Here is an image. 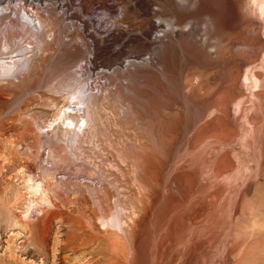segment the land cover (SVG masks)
I'll return each instance as SVG.
<instances>
[{"label":"rangeland","instance_id":"1","mask_svg":"<svg viewBox=\"0 0 264 264\" xmlns=\"http://www.w3.org/2000/svg\"><path fill=\"white\" fill-rule=\"evenodd\" d=\"M17 4L29 15L48 13L52 27L38 38L30 31L39 27L37 19L22 9L2 19L28 26L14 34L11 50L20 54L23 41L37 71L7 92L0 131L16 108L46 122L67 106L84 114V104L66 100L74 90L93 96L95 132L71 133L75 143L66 147L48 129L46 138L65 160L41 143L29 183L15 176L18 169L4 167L0 176L23 193L25 184L50 179L96 219L98 207L117 210L134 188L120 177L128 165L119 162V148L135 152L138 141L151 144L163 192L149 228L163 205L180 196L171 183L180 168L183 212L200 211L199 224L187 220L178 240L183 262L264 264V0H0V13ZM45 39V55L35 54ZM42 167L51 168V178ZM2 220L0 255L12 245L26 262L59 264Z\"/></svg>","mask_w":264,"mask_h":264},{"label":"bare ground","instance_id":"2","mask_svg":"<svg viewBox=\"0 0 264 264\" xmlns=\"http://www.w3.org/2000/svg\"><path fill=\"white\" fill-rule=\"evenodd\" d=\"M3 9L5 12L0 13V115L5 113L9 103L6 99L7 92L20 87L37 71L33 58L26 57L27 48L22 45L23 41L18 42L22 48L19 50L20 54H15V51L11 50L15 42L14 34H18V30L26 29L28 26L12 19L2 24V19L9 17V13L6 12L22 9L27 18L35 17L39 27L35 26L36 32L31 28L30 31L38 38L40 37L38 34L41 35L46 30L51 32L52 27L50 15L46 12L29 15L20 4ZM46 41L45 39L35 48V54L45 55L43 44H46ZM17 56L24 57L22 63H18L20 58ZM91 85L92 83H89L86 90L91 91ZM92 98L93 96L72 90L66 100L70 102L76 100L75 104H84V114L68 110L67 106L65 110L60 108L53 113L48 122L40 121L35 114L28 113L23 108H16L10 115L9 127L0 131V169L4 167L14 171L18 169L15 176L29 183L32 180L29 174L33 172L34 162L39 158L38 146L41 143L48 144L50 153H53L58 161L65 160V156H61L57 151L56 143L46 138L47 130L50 129L56 141L66 147L72 141V145L75 143L71 133H74L75 137L83 136L87 132L93 134L94 120L89 109ZM24 144L28 151L23 153L19 146L22 147ZM157 154L155 146L141 141H138L135 152L123 146L119 148L117 156L119 162L128 165L126 173L121 174L120 177L124 178V181L127 180L134 188L127 190L129 192H126L124 204L117 210L103 212L101 207H98L96 219L82 214L76 207L78 198L68 193L64 194L61 187L50 179L42 181V185L25 184L27 191L23 193L22 188L16 187L10 177L2 175L0 176V221L4 219L7 228L17 226L23 230L25 240L36 252L51 256L58 260L59 264H185L183 249L178 240L187 225V220L191 225L199 224L200 211L199 208H195L190 214L183 212L186 199L180 182L183 181L186 173L179 168L171 183L180 196L170 199L163 205L160 214L153 218L157 219L155 221L157 224L154 222L153 229L149 228L153 211L156 212L157 205L161 203L162 189L158 186L155 164ZM42 168L46 176L51 178V168ZM38 179L35 178L33 181ZM106 191L107 189H103L102 196ZM26 194L29 195L30 202L18 206L20 200H27ZM3 222L2 220L0 223ZM60 228L64 230L62 236H60ZM171 248L174 252L169 255ZM14 249V246L9 245L4 254L0 255V263L34 264L21 259ZM191 263L192 260L189 264Z\"/></svg>","mask_w":264,"mask_h":264}]
</instances>
